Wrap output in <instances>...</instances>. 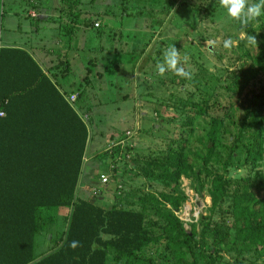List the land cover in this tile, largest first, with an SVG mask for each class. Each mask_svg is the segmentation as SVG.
<instances>
[{"label":"trees","instance_id":"obj_1","mask_svg":"<svg viewBox=\"0 0 264 264\" xmlns=\"http://www.w3.org/2000/svg\"><path fill=\"white\" fill-rule=\"evenodd\" d=\"M71 3L72 9L79 5ZM92 24L100 26L96 20ZM71 30L69 42L72 26ZM243 33L255 36L257 46L238 38L242 62L224 76V82L216 80L228 101H221L216 85L211 93L205 91L187 112L184 136L139 168L141 177L160 183L162 189L137 191L134 203L117 196L110 208L101 206L98 195H77L91 123L79 115L80 96L69 103L56 79L28 51L0 46V264H107L110 251L138 257L162 243L165 260H147L148 264H215L231 234L230 249L236 253L232 264H244V252L264 256V177L251 186L249 176L234 180L226 175L235 161L248 167V174L264 161V89L249 88L264 77V15ZM62 64L61 73L70 74L68 60ZM205 118L202 135L194 137L195 123ZM194 142L199 145L195 150ZM202 176L210 181V213L220 212V220L229 216L231 223L200 220L198 233L195 224L187 231L174 214L186 196L172 192L181 178L195 181L197 190L203 191ZM227 199L230 204L223 210ZM62 209L69 210L62 237L50 250L35 255L36 236L56 228ZM205 232L214 243L209 252H204ZM73 240L80 246L69 247Z\"/></svg>","mask_w":264,"mask_h":264},{"label":"rangeland","instance_id":"obj_2","mask_svg":"<svg viewBox=\"0 0 264 264\" xmlns=\"http://www.w3.org/2000/svg\"><path fill=\"white\" fill-rule=\"evenodd\" d=\"M40 1L48 3V0ZM71 2H79V7L78 4L73 7L81 10L74 17V23L80 27L81 34L88 35L84 39L102 33L100 49H87L89 42H86L85 49L82 48L75 57L74 53L71 56L68 53L66 58L72 72L56 78L65 94H80L79 115L91 121L77 195L84 198L98 195L104 208H110L117 196H122L127 203H134L137 191L156 193L162 189L160 183H150L141 177L139 168L148 160L161 157L169 144L174 145L169 142L184 136L182 129L187 130L184 125L189 116L187 112L194 109L191 104L205 91L211 93L212 87L220 84L217 81L224 82V76L239 66L241 51L236 46L238 38L243 39L245 33L237 28L238 22L227 16L218 0H65L68 9H72ZM34 5H38L36 0H0L2 47L31 49L39 39L46 40L43 43L47 49L56 47L51 37L54 34L32 37V20L27 13L35 9ZM92 20L101 25L100 29L93 28ZM67 24L64 32L71 28ZM64 32L63 37L67 40ZM228 39L232 46L225 48L224 41ZM32 40L35 42L30 43ZM173 45L179 50L182 61L186 57L185 68L192 73L191 79L181 78L171 71L163 76L157 73V62L162 61L163 52ZM227 83L228 80L224 84ZM249 88L257 92L263 90L264 77L260 75ZM216 91L222 95H219L222 102L228 101L219 86ZM207 121L205 118L195 123L194 137L202 135ZM194 144L195 150L199 145ZM104 151H107L106 156L100 159L99 154ZM226 175L234 180L249 176V185L254 186L258 178L264 177V161L254 174H248V167L235 161ZM201 181L204 185L201 192L195 181L186 178H181L178 190L172 192L186 196L174 214L187 231L195 224L198 233L202 231L198 224L200 220L203 223H231L229 216L220 220V212L210 213V181L203 176ZM229 204L230 199H227L221 208L226 210ZM68 213L67 209L60 210L56 228L51 226L54 229L36 236L35 255L58 243ZM48 235L53 237L51 241L46 239ZM211 237L205 232L204 252L213 248ZM233 241V234L225 238L226 246L219 251L215 264L234 262L236 253L230 249ZM165 254L164 243L148 247L138 257L110 251L107 264L163 262ZM241 258L244 264H264V256L258 257L254 250L242 253ZM202 261L205 263L206 258Z\"/></svg>","mask_w":264,"mask_h":264},{"label":"crops","instance_id":"obj_3","mask_svg":"<svg viewBox=\"0 0 264 264\" xmlns=\"http://www.w3.org/2000/svg\"><path fill=\"white\" fill-rule=\"evenodd\" d=\"M36 1L38 5L36 6L34 5L35 9L27 13V16L29 15L28 18L32 20L31 23L32 28L30 30L31 35L32 37H35L37 35L43 37L45 35L51 36V34H54L51 37L53 38L52 43L55 44L56 47L53 50L47 49L44 46L46 40L39 39V42L33 44V47L31 49H26V48H22V49L27 50L31 54V56L34 58L37 64L41 67L43 71H45L47 75H52V77L56 79L58 78V76L64 75L61 73V66H63L62 61L67 59L66 56L68 55V53H70V56L72 53H74L73 57H75L76 54L83 48L84 43L86 44V42H89L88 46H86L87 49H100L102 34L98 33L95 36L94 35L91 36V39L85 40L84 38L88 35L86 33L81 34V32H79L80 27L77 25V23H74L75 22L74 17L77 15V13L79 14L81 10L79 8L68 9L65 5V0H48V3L45 4L42 3L40 0H36ZM45 1L46 0H44V2ZM74 12L76 13L73 14ZM31 14H33L34 16H31ZM33 20H35V22ZM39 22H41V25H39ZM66 23H68L67 25H71L72 28L74 29L70 43L67 42L69 37H66L67 38L66 40L62 34L64 32V28L66 27ZM19 26L21 27V25ZM40 26H42V28H40ZM100 27L101 25L97 28L94 27L93 25L94 29H100ZM69 32H72V30L70 31V29H68V31L66 30V32L64 33L67 34ZM81 35L83 37H81ZM35 40L34 41L32 40V42L30 41V43L35 42ZM95 43H97L98 47L96 46ZM5 47H10V46H5ZM84 49L85 48H83V50ZM52 55H54V58H52L53 60L51 59ZM59 88L62 91L63 88L62 87ZM66 95L68 96L76 95L77 97L79 96V93L69 92ZM46 239L48 241H51L53 237L48 235ZM46 251L38 255L44 254Z\"/></svg>","mask_w":264,"mask_h":264},{"label":"clouds","instance_id":"obj_4","mask_svg":"<svg viewBox=\"0 0 264 264\" xmlns=\"http://www.w3.org/2000/svg\"><path fill=\"white\" fill-rule=\"evenodd\" d=\"M219 6L226 10L227 16L239 23L240 29L243 31L247 28L249 23L264 15V0H218ZM247 43L252 46H257V40L253 35H245ZM225 48L232 46L231 39L225 40ZM186 61V57H185ZM185 61H182L179 50L173 45L168 47L163 52L162 61L156 64V71L159 75L163 76L166 72H173L175 75L191 79L192 73L185 68ZM3 115V113H0ZM80 246V242L73 240L70 242L69 247L75 249Z\"/></svg>","mask_w":264,"mask_h":264},{"label":"built area","instance_id":"obj_5","mask_svg":"<svg viewBox=\"0 0 264 264\" xmlns=\"http://www.w3.org/2000/svg\"><path fill=\"white\" fill-rule=\"evenodd\" d=\"M31 16H34L33 14H31ZM94 26L96 27L97 26V24H94ZM76 100V95H70L69 97H67V101L69 102V103H74V101ZM0 116H2V115H0Z\"/></svg>","mask_w":264,"mask_h":264}]
</instances>
